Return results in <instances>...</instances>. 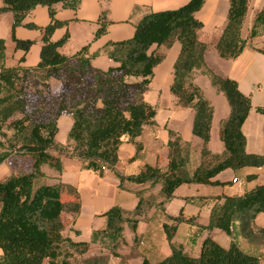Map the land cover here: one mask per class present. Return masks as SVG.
I'll use <instances>...</instances> for the list:
<instances>
[{"label": "trees", "instance_id": "trees-1", "mask_svg": "<svg viewBox=\"0 0 264 264\" xmlns=\"http://www.w3.org/2000/svg\"><path fill=\"white\" fill-rule=\"evenodd\" d=\"M59 2L76 8L79 0H3L0 9L12 12L15 48L25 52L32 41L16 39L14 27L23 24L25 16L39 4L47 6L50 17V22L40 28L42 46L39 61L33 68L6 66L5 43L0 38V162L13 150H22L33 157L31 171L0 180V264H69V248L84 250L89 246L88 242H75L62 235V213H77L79 204L61 200L60 184H36L35 178L43 175L40 171L43 162L60 170L59 161L48 153L50 150L76 157L86 169L99 173L105 168L114 169L123 137L134 142L145 125L154 123L155 108L143 97L153 69L162 59L161 54L150 50L152 44L168 47L175 40L180 43L170 92L181 106L194 111L192 133L202 140L201 162L189 172L186 163L190 145L170 131L166 168L161 170L146 164L141 171L126 176L115 171L120 186L123 181L160 183L163 199L158 204L162 206L181 184H219L214 178L226 168L264 166V155L245 150L246 139L241 127L252 107L250 97L239 90L234 79L216 74L205 62L206 44L197 37L202 23L195 17L204 0H188L175 9L144 14L131 38L106 44L105 51L114 64L105 70L92 65L86 46L72 55L58 51L68 37L64 34L58 40L51 38L55 28L64 24L54 17V5ZM248 4L249 0H229L227 22L216 43L221 58L233 59L243 50L246 41L240 31ZM107 23L102 12L95 38L106 31ZM26 25L37 28L34 24ZM263 27L264 6L255 14L249 38L260 35ZM194 70L208 76L212 86L225 95L230 107L228 117L220 126L224 150L219 155L211 154L207 148L213 108L193 83ZM33 77H40L43 82L50 77L57 78L60 89L54 95L40 88L30 91L27 84ZM256 111L264 115L263 107H257ZM17 114L20 116L14 117ZM62 114L72 117L66 145L54 139L57 119ZM217 200L211 208L209 223L203 228H217L229 235L228 247L206 236L199 253L188 254L172 238L179 223L191 220L181 213L166 215L172 220L170 224L163 223L170 253L155 262L144 258L140 264H259V255L243 250L237 239L242 237L251 244L264 246V226L254 224L256 216L264 213V184H257L240 195L217 197ZM150 205V197L144 198L138 193V202L130 215L123 208L112 206L103 213L105 227L93 231L91 241L100 243L112 255L118 254L117 248L123 242V223L127 222L134 232L140 216Z\"/></svg>", "mask_w": 264, "mask_h": 264}, {"label": "crops", "instance_id": "crops-1", "mask_svg": "<svg viewBox=\"0 0 264 264\" xmlns=\"http://www.w3.org/2000/svg\"><path fill=\"white\" fill-rule=\"evenodd\" d=\"M187 1L79 0L76 8L63 6L59 2L54 5V17L64 24L55 28L51 38L58 40L64 34H68L67 40L58 48L61 54L72 55L86 46L92 65L105 70L114 64L105 51L107 43L131 38L136 23L144 14L150 11L175 9ZM2 6L3 0H0V9ZM263 6L264 0H249L240 31V36L246 44L241 53L233 59L221 58L216 49L217 40L227 22L229 0H204L201 8L195 12V17L202 23L197 37L206 44L204 59L207 66L222 77L234 79L239 90L250 97L252 107L241 129L246 139V152L261 155H264V115L257 112L256 108H264V27L258 36L249 38V32L255 14ZM102 12H105L108 21L106 31L95 38L94 34L99 27ZM49 22L47 6L39 4L25 16L23 24L14 27L13 35L16 39L32 41L25 52L15 48L12 12L0 10V38L5 43V65L35 67L42 46L40 28ZM26 24H34L37 28L28 27ZM180 47L177 40L168 47L151 45L150 50L162 55L143 94L144 99L155 108L154 123L145 125L143 132L134 142L123 137L114 169L105 168L99 173L86 169L82 161L76 157L50 150L48 153L58 159L60 170L48 162H43L40 164L43 175L35 178L36 184H60L61 200L79 204L77 213L71 211L62 213V235L75 242H88L90 247L98 246V242H92L91 237L93 231L105 227L106 217L103 215L105 211L112 206H119L130 215L138 202V193L144 198L150 197L151 205L144 215L140 216L134 232L127 222L123 223V242L117 248L118 254H108L107 264H140L144 258L155 262L167 256L170 253V246L163 230V223H172L166 215L177 216L180 213L191 221L177 225L172 242L181 244L185 252L196 256L206 236L212 237L223 247H228L231 241L229 235L217 228L212 230L203 228L209 223L211 208L218 201L217 197L240 195L257 184H264V166H246L237 170L226 168L214 178L220 181L219 184H181L173 191L172 198L162 206L158 204L163 199L160 183L134 184L123 181L120 186L115 171L126 176L141 171L146 164L157 166L161 170L166 168L170 131L190 145L187 170L193 171L201 162L202 140L192 133L194 111L190 107L181 106L177 97L170 92L173 64ZM192 81L201 89L213 108L207 148L211 154H222L224 145L220 139V126L230 112L227 99L222 92L212 86L208 76L200 70H194ZM71 125L70 115L62 114L58 117L54 138L58 144L69 143L67 134ZM31 157L32 155L22 150H13L0 162V180L11 174L31 171L33 164ZM233 178H237L238 181L233 182ZM254 224L257 227L264 226V213L256 216ZM237 242L243 250L259 255V264H264L263 245L251 244L242 237H239ZM1 253L0 249V255Z\"/></svg>", "mask_w": 264, "mask_h": 264}, {"label": "rangeland", "instance_id": "rangeland-1", "mask_svg": "<svg viewBox=\"0 0 264 264\" xmlns=\"http://www.w3.org/2000/svg\"><path fill=\"white\" fill-rule=\"evenodd\" d=\"M27 88L30 91L40 88L43 90L44 93H51L54 95L60 89V81L57 78L50 77L48 80L43 82L40 77L39 78L33 77L29 80V83L27 84ZM17 116H20V114H17L14 117ZM8 133H11L10 130H8ZM97 244L98 246H92V247L88 246L84 250L80 248H69L70 250V256L68 257L69 264H107V260L109 256L108 254H111V251H109L100 243Z\"/></svg>", "mask_w": 264, "mask_h": 264}, {"label": "built area", "instance_id": "built-area-1", "mask_svg": "<svg viewBox=\"0 0 264 264\" xmlns=\"http://www.w3.org/2000/svg\"><path fill=\"white\" fill-rule=\"evenodd\" d=\"M232 181H233V182H237L238 179H237V178H233Z\"/></svg>", "mask_w": 264, "mask_h": 264}]
</instances>
